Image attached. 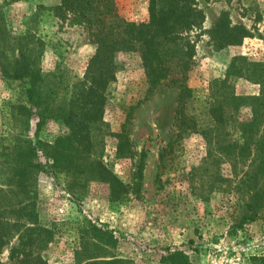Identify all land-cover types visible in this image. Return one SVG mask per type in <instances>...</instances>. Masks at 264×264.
<instances>
[{
	"label": "rangeland",
	"instance_id": "374dc122",
	"mask_svg": "<svg viewBox=\"0 0 264 264\" xmlns=\"http://www.w3.org/2000/svg\"><path fill=\"white\" fill-rule=\"evenodd\" d=\"M115 1L127 21H148L149 0ZM59 2L0 0L1 27L7 34L30 31L42 42L35 52L37 75L42 79L37 89L41 106L39 116L32 109L27 126L22 122L23 127L20 123L16 127L11 112L13 104L28 106L25 81L5 79L0 71V189L7 188L6 148L15 129L22 133L23 145L26 141L34 148L27 159L41 167L33 176L38 222L56 231L43 258L48 264H90L80 248V231L91 223L116 239L108 255L133 264H161V258L173 251L187 254L192 264H256L254 259L264 254V217L232 230V217L245 201L242 192L230 191L237 179L222 192L205 193V200L199 196L193 170L205 156L203 138L189 133L179 139L175 157L160 167L159 155L177 137L181 76L173 72L150 88L139 55L119 52L114 57L115 81L107 88L104 107L95 109L80 82L96 45L86 29L54 14ZM199 8L205 19L190 38L195 53L184 81L192 91L186 112L207 121L210 86L223 80L232 64L260 75L264 84V0H200ZM230 31L240 38L238 43H227ZM0 53L3 63L17 57L16 51L6 49V40L0 41ZM259 80L234 76L232 85L236 95L250 99L264 91ZM252 115L247 106L235 114L240 120ZM68 117L72 124L79 118L87 122L93 151L122 185L112 190L108 182L93 180L86 173L71 177L53 167L42 143L49 146L66 136L64 118ZM118 133L126 137L120 147L113 135ZM221 173L230 179L226 166ZM6 256L7 248L4 264Z\"/></svg>",
	"mask_w": 264,
	"mask_h": 264
},
{
	"label": "trees",
	"instance_id": "16d2710c",
	"mask_svg": "<svg viewBox=\"0 0 264 264\" xmlns=\"http://www.w3.org/2000/svg\"><path fill=\"white\" fill-rule=\"evenodd\" d=\"M199 1L149 0V19L144 23L129 22L121 17L115 0H60L53 12L60 20L86 29L96 45L80 82L92 96L95 109L104 107L107 88L115 81L114 57L119 52L139 55L150 88L162 84L173 72L181 76L175 117L177 137L159 155L160 167L165 168L167 159L175 157L179 139L189 133L199 134L205 142V156L194 168L193 176L199 182L200 198H204L205 193L222 192L235 178L237 183L230 191H240L245 196L240 213L232 217L234 231L264 217V91L250 99L236 95L232 85L234 76L258 81L260 75L255 76L244 71L242 66L232 64L225 78L210 86L207 121L187 114L192 91L184 81L195 53L190 38L205 19ZM2 20L0 10V41L6 40V49L16 51L17 57L13 61L0 62V71L5 79L25 81L28 106L13 104L11 112L14 118L19 117L13 118L16 127L19 123L22 126V122L27 126L32 109L35 108L39 116L37 107L41 106L37 101V89L42 79L37 75L35 52L42 47V42L30 31L10 36L4 26L1 27ZM225 38L230 44L240 41L232 31ZM3 58L8 60L6 51ZM258 83L263 89L262 78ZM242 106L250 109L251 118L240 120L235 116ZM64 122L68 127L66 136L57 137L49 146L42 143L41 149L52 159L53 167L71 177L86 173L93 180L108 182L112 190L116 184L122 185L93 151L87 122L79 118L72 124L69 117L64 118ZM20 134L13 129L6 148L7 188L0 189V264H4L2 256L6 248L7 264H48L42 253L53 242L56 231L55 227L45 228L38 222L33 176L41 167L27 159L34 148L26 141L23 145ZM113 135L120 147L126 137L123 133ZM223 166L228 168L230 179L222 175ZM80 233V248L90 264H133L108 255L116 243L110 232L88 223ZM87 247L92 248L87 251ZM76 255L79 260L81 253ZM254 260L256 264H264V254ZM161 264L192 263L187 254L173 251L161 258Z\"/></svg>",
	"mask_w": 264,
	"mask_h": 264
}]
</instances>
